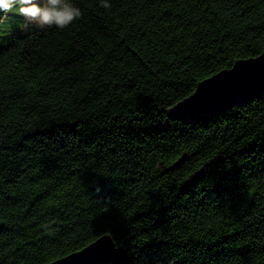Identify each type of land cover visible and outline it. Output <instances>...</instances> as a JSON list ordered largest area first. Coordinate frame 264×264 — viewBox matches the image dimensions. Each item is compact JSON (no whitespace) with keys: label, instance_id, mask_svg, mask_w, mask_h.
Instances as JSON below:
<instances>
[{"label":"trees","instance_id":"trees-1","mask_svg":"<svg viewBox=\"0 0 264 264\" xmlns=\"http://www.w3.org/2000/svg\"><path fill=\"white\" fill-rule=\"evenodd\" d=\"M64 30L0 13V264L109 235V264H264V93L185 119L264 51V0H71Z\"/></svg>","mask_w":264,"mask_h":264},{"label":"water","instance_id":"water-1","mask_svg":"<svg viewBox=\"0 0 264 264\" xmlns=\"http://www.w3.org/2000/svg\"><path fill=\"white\" fill-rule=\"evenodd\" d=\"M264 93V51L255 58L239 60L230 69L199 82L195 91L169 110L175 119L225 110ZM124 252L109 235L80 251L49 264H109L124 259Z\"/></svg>","mask_w":264,"mask_h":264},{"label":"clouds","instance_id":"clouds-1","mask_svg":"<svg viewBox=\"0 0 264 264\" xmlns=\"http://www.w3.org/2000/svg\"><path fill=\"white\" fill-rule=\"evenodd\" d=\"M101 7L110 9L108 0H101ZM16 10L27 21L39 29L52 28L64 30L79 20L83 13L71 0H0V13Z\"/></svg>","mask_w":264,"mask_h":264},{"label":"rangeland","instance_id":"rangeland-1","mask_svg":"<svg viewBox=\"0 0 264 264\" xmlns=\"http://www.w3.org/2000/svg\"><path fill=\"white\" fill-rule=\"evenodd\" d=\"M13 12L15 16L13 17L11 16L9 19L5 21L6 22L5 26L7 27V29L12 27L13 25L18 27L17 31L21 33H27L35 29H38L35 25H28V27L26 28L25 25L27 24V21H25L24 18L20 16L16 10H13Z\"/></svg>","mask_w":264,"mask_h":264}]
</instances>
